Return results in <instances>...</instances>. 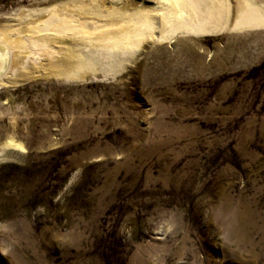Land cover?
<instances>
[{
    "label": "rangeland",
    "instance_id": "374dc122",
    "mask_svg": "<svg viewBox=\"0 0 264 264\" xmlns=\"http://www.w3.org/2000/svg\"><path fill=\"white\" fill-rule=\"evenodd\" d=\"M155 1L0 0V32ZM225 1L220 24L119 52L70 34L8 47L0 264H264V25L234 28L242 0Z\"/></svg>",
    "mask_w": 264,
    "mask_h": 264
},
{
    "label": "bare ground",
    "instance_id": "6f19581e",
    "mask_svg": "<svg viewBox=\"0 0 264 264\" xmlns=\"http://www.w3.org/2000/svg\"><path fill=\"white\" fill-rule=\"evenodd\" d=\"M110 1L113 3L115 0ZM257 1L260 2L262 7L264 6V0H242L240 4L236 5V11L239 14L236 20H234L235 22L233 21L234 28L243 26L255 28V26L262 27L264 25L263 9L262 7H258ZM206 2L207 11L204 15H200V11L196 8L194 0H159L158 2H154L157 7L153 8L151 12L124 13L120 15L112 12L116 14L117 20H110L109 23L101 24H99L100 20L97 18L96 22L95 18H91L94 21L93 23L89 22L86 18L69 15L63 13L60 9L52 8L48 11L47 15L52 12L54 16H46L47 18L42 20L40 25L37 24L32 29H29L30 34L25 37L20 36L21 32L19 30L14 32L11 27H7L5 31L2 30L0 32V74L7 71L9 58H11L8 54V47L10 45L15 44L22 49L28 50L30 55H36L35 51H37V47L35 43L53 34H70L86 41L100 42L105 49L109 51L118 50L119 52L121 50L120 44L132 46L138 38L151 36L156 30L160 33L158 35L160 41L164 40V38L171 39L178 33H201L205 29L204 25L206 21H214L213 18L216 17L214 22L220 24L227 11L225 0H207ZM109 16H112V14L105 11V17ZM41 32L47 33L48 36L41 35ZM26 40L31 41L32 47L30 45L29 48L27 44L25 45ZM104 53L102 54L104 57H108V54H110L108 51ZM10 143L13 144V140H10ZM14 144L15 146H21V144Z\"/></svg>",
    "mask_w": 264,
    "mask_h": 264
}]
</instances>
